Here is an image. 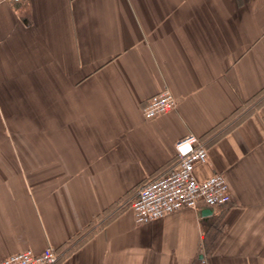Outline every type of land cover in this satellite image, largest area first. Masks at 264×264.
Listing matches in <instances>:
<instances>
[{
    "label": "crops",
    "instance_id": "crops-1",
    "mask_svg": "<svg viewBox=\"0 0 264 264\" xmlns=\"http://www.w3.org/2000/svg\"><path fill=\"white\" fill-rule=\"evenodd\" d=\"M164 89L176 109L147 119ZM263 116L264 0L0 1V260L264 264ZM189 133L231 203L136 223Z\"/></svg>",
    "mask_w": 264,
    "mask_h": 264
},
{
    "label": "built area",
    "instance_id": "built-area-1",
    "mask_svg": "<svg viewBox=\"0 0 264 264\" xmlns=\"http://www.w3.org/2000/svg\"><path fill=\"white\" fill-rule=\"evenodd\" d=\"M176 99L170 89L152 94L145 101L143 115L153 119L169 113L176 109ZM262 120L264 124V116ZM174 147L177 164L163 175L139 185L130 207L136 223L160 219L182 208L198 209L201 204L221 207L231 203L230 185L223 172L216 171L204 179H197L195 175V165L208 159L207 146L199 135L189 133L177 139ZM58 260V253L53 247H48L42 253L25 250L11 254L1 259L0 264H56Z\"/></svg>",
    "mask_w": 264,
    "mask_h": 264
},
{
    "label": "water",
    "instance_id": "water-1",
    "mask_svg": "<svg viewBox=\"0 0 264 264\" xmlns=\"http://www.w3.org/2000/svg\"><path fill=\"white\" fill-rule=\"evenodd\" d=\"M203 212H204V213H206V212H210V210H208V209H207V210H203Z\"/></svg>",
    "mask_w": 264,
    "mask_h": 264
}]
</instances>
